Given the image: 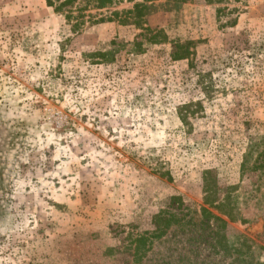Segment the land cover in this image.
I'll use <instances>...</instances> for the list:
<instances>
[{
  "label": "rangeland",
  "instance_id": "1",
  "mask_svg": "<svg viewBox=\"0 0 264 264\" xmlns=\"http://www.w3.org/2000/svg\"><path fill=\"white\" fill-rule=\"evenodd\" d=\"M168 1L77 33L47 0H0V264H236L200 222L134 259L172 197L220 215L205 171L264 261V0Z\"/></svg>",
  "mask_w": 264,
  "mask_h": 264
},
{
  "label": "trees",
  "instance_id": "2",
  "mask_svg": "<svg viewBox=\"0 0 264 264\" xmlns=\"http://www.w3.org/2000/svg\"><path fill=\"white\" fill-rule=\"evenodd\" d=\"M158 0H144V2H136L131 9L114 10L111 16H101L100 18L92 13V10H103L109 8L115 4V0H47L50 6L54 7L56 13L61 14L71 25L73 32H80L87 22L104 21L105 19H114L115 17L120 21H133L139 25L141 19L150 13V10L155 9L161 5H168L169 1L159 2ZM184 0H177L174 4L175 8L178 7V2ZM210 171L204 172V202L210 207L216 209L220 215L214 214L208 207H202L201 212L197 210L192 214L190 211L184 212L187 208L180 195L171 198V203L177 205V208L181 210L178 212H171L170 210H161L158 214L154 215L153 223L154 229L148 230L139 235L135 241V261H141L140 249L145 247L148 242H153L154 239H160L168 233V229L174 223H178L180 226H186L190 223L200 222L204 224V229H209L208 234L214 239L212 246L218 252L223 251L226 255L233 257V262L236 264H264L262 260H254L253 244L239 232H227L228 220L230 221L241 220L240 213L237 207L232 203V190L222 188L218 183L209 181L207 175ZM224 193V197L221 199V193ZM187 216H190L186 219ZM214 222L215 225H211ZM230 234L232 237H230ZM193 259L182 255L180 258L185 261V264L198 263L200 254L198 251H194ZM203 259H201L202 261ZM202 264V263H201Z\"/></svg>",
  "mask_w": 264,
  "mask_h": 264
}]
</instances>
